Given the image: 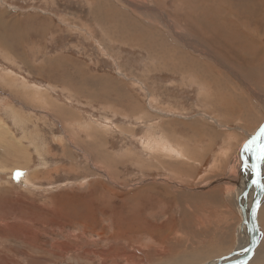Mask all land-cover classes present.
I'll list each match as a JSON object with an SVG mask.
<instances>
[{"label": "rangeland", "instance_id": "374dc122", "mask_svg": "<svg viewBox=\"0 0 264 264\" xmlns=\"http://www.w3.org/2000/svg\"><path fill=\"white\" fill-rule=\"evenodd\" d=\"M207 1L0 0V264H207L236 248L264 0ZM258 223L247 264H264V199Z\"/></svg>", "mask_w": 264, "mask_h": 264}, {"label": "water", "instance_id": "95a60500", "mask_svg": "<svg viewBox=\"0 0 264 264\" xmlns=\"http://www.w3.org/2000/svg\"><path fill=\"white\" fill-rule=\"evenodd\" d=\"M264 130V120L259 127L251 134L244 142L245 148H248V160L250 162L251 178L250 184L254 187L253 197L249 203L247 210L241 207L242 223L247 227L248 240L247 245L241 248H235L230 253L220 257L209 264H247V262L254 256L255 250L260 241V226L258 223V211L263 203L264 196V181L261 174L260 164L255 161V147L257 142L252 147L249 144L260 137ZM244 245V244H243Z\"/></svg>", "mask_w": 264, "mask_h": 264}, {"label": "bare ground", "instance_id": "6f19581e", "mask_svg": "<svg viewBox=\"0 0 264 264\" xmlns=\"http://www.w3.org/2000/svg\"><path fill=\"white\" fill-rule=\"evenodd\" d=\"M231 24H233V21H231L230 22V25ZM225 28V27H224ZM222 29H223V27H222ZM228 36V35H227ZM216 37V36H215ZM217 38V37H216ZM219 39V38H218ZM218 41H220V39L218 40ZM249 137V136H248ZM258 139V138H257ZM256 139V140H257ZM159 140V139H158ZM256 140H253L250 144H249V146L250 147H252L253 145H254V143L255 142H257V145H256V147H255V151H254V153H255V155H254V157H256L257 156V154L259 153V152H261V151H264V144H262V141L264 140V130H263V132H262V134L260 135V137H259V139L256 141ZM153 141V140H152ZM156 144V143H155ZM243 145H244V143H243ZM227 146V145H226ZM257 146H259L258 148H257ZM260 148V149H259ZM247 151L246 152H248L249 153V150H248V148H245ZM228 150V149H227ZM244 151V150H243ZM245 152V153H246ZM259 154H261V153H259ZM264 154V153H263ZM263 154L260 156V157H263ZM242 156V155H241ZM244 156V155H243ZM246 159V158H245ZM248 159V158H247ZM246 159V160H247ZM255 159V158H254ZM259 160H261V159H259ZM247 165H250V163H248ZM261 170V169H260ZM263 171V170H262ZM262 171H261V174H260V176L262 177V179H263V174H262ZM248 178L249 177H247V180H248ZM263 181H264V179H263ZM251 188V187H250ZM246 190V189H245ZM246 192V191H245ZM241 194H239L238 193V196H237V207H238V209H239V211H240V213L242 214V211H241V207L244 205V204H246L247 202H251V200H252V196H253V193L251 194L250 192L248 193V195L245 193V194H243V197H242V195L240 196ZM250 195H251V200H249L250 199ZM263 199H264V196H263ZM248 206V205H247ZM240 227H242L243 229H244V231L242 232V235L240 236V235H238V242H237V246H236V248H241V247H244V246H246L247 245V243L248 242H246L247 241V236H248V234H247V227H246V225L244 226V225H241ZM246 233V234H245ZM244 235V236H243ZM243 238H245V240H243ZM243 242H245V243H243ZM244 244V245H243ZM213 261V260H212ZM249 262V261H248ZM247 262V263H248ZM209 263H211V262H208L207 264H209Z\"/></svg>", "mask_w": 264, "mask_h": 264}, {"label": "crops", "instance_id": "0c3cea01", "mask_svg": "<svg viewBox=\"0 0 264 264\" xmlns=\"http://www.w3.org/2000/svg\"><path fill=\"white\" fill-rule=\"evenodd\" d=\"M208 1H212V0H208ZM207 1V2H208ZM217 2H221L222 4H223V1L222 0H216V1H214L213 2V4H215V3H217ZM255 13H256V15L254 16V19H256V26L259 28L260 27V24H261V20L263 21V23H264V8H262V9H260V5H256V7H255ZM256 33V39H258V38H260L261 37V30H258L257 32H255ZM259 42H256V44L255 45H259L258 44ZM244 45H248L247 43H245ZM255 131V130H254ZM259 139V138H258ZM257 139V140H258ZM246 140V139H245ZM256 140V141H257ZM245 142V141H244ZM244 184H246V183H243V185ZM242 190H239V193L241 192ZM256 250H255V253H254V256L256 255ZM227 254V252L225 253V254H221L220 256H218V257H216V258H219V257H223L224 255H226ZM253 256V257H254ZM215 258V259H216ZM212 259H210V260H208V261H211Z\"/></svg>", "mask_w": 264, "mask_h": 264}, {"label": "snow or ice", "instance_id": "6c2138e0", "mask_svg": "<svg viewBox=\"0 0 264 264\" xmlns=\"http://www.w3.org/2000/svg\"><path fill=\"white\" fill-rule=\"evenodd\" d=\"M17 175H19V173H17Z\"/></svg>", "mask_w": 264, "mask_h": 264}]
</instances>
